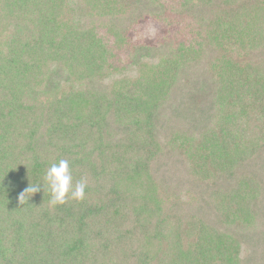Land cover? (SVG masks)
<instances>
[{"label": "trees", "instance_id": "trees-1", "mask_svg": "<svg viewBox=\"0 0 264 264\" xmlns=\"http://www.w3.org/2000/svg\"><path fill=\"white\" fill-rule=\"evenodd\" d=\"M0 29V264H264V0H0ZM61 159L86 195L52 208Z\"/></svg>", "mask_w": 264, "mask_h": 264}, {"label": "clouds", "instance_id": "clouds-1", "mask_svg": "<svg viewBox=\"0 0 264 264\" xmlns=\"http://www.w3.org/2000/svg\"><path fill=\"white\" fill-rule=\"evenodd\" d=\"M87 183L86 177L81 178L75 184L73 183L69 161L61 159L58 163H52L45 174L43 183L44 190L50 193L49 206L55 208L58 205H64L69 199L83 201ZM40 190L41 186L31 184L19 194V203L25 204L29 194L33 195Z\"/></svg>", "mask_w": 264, "mask_h": 264}, {"label": "rangeland", "instance_id": "rangeland-1", "mask_svg": "<svg viewBox=\"0 0 264 264\" xmlns=\"http://www.w3.org/2000/svg\"><path fill=\"white\" fill-rule=\"evenodd\" d=\"M162 26L159 23L156 22H143L140 23L135 31L132 33H129V36L127 38V43H124L122 47L118 50L116 53L117 57L116 60L118 63L128 64L130 60V49H132V44H138L143 43L145 41H152V40H158L162 36ZM9 32L6 29H0V42L3 39H6ZM3 44V43H0Z\"/></svg>", "mask_w": 264, "mask_h": 264}]
</instances>
